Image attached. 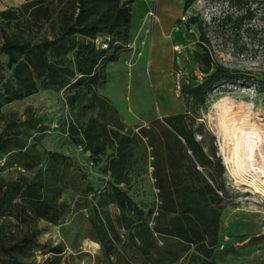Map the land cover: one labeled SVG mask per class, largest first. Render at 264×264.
<instances>
[{"label": "trees", "instance_id": "16d2710c", "mask_svg": "<svg viewBox=\"0 0 264 264\" xmlns=\"http://www.w3.org/2000/svg\"><path fill=\"white\" fill-rule=\"evenodd\" d=\"M134 1L24 0L19 7L0 12V20L18 30L13 36H3L0 43L5 67L12 74V80L0 83V108L40 89H65L66 104L73 112L68 135L90 151L93 163L104 160L102 171L110 177L105 188L94 191L92 186H84L83 173L67 174L68 158L63 154L39 152L19 137L20 132H3L0 157L6 156V163L11 161L35 174L31 179L20 175L10 181L0 177V221L10 218L29 227L50 216L60 218L65 207L60 196L65 185H70L85 199L89 194L96 199L93 227L105 251L110 253L115 243H121L138 253L137 264H216L223 198L197 169V164L202 167L209 158L186 129L185 113L163 118L184 145L174 138L178 147L167 146L152 160L159 200L156 209L145 212L123 188L130 181L133 152L147 134L143 128L137 133L127 128L98 89L106 83V65L116 61L129 42ZM194 1L184 0L183 10ZM236 2L246 5L237 17L239 23L254 17L255 10L242 0ZM190 19L192 24L197 22L195 17ZM102 36L110 37L105 48L98 44ZM197 57L207 77L196 87L182 85L180 91L200 95L203 100L205 88L227 73L219 65L211 71L214 64L207 50ZM26 125L34 128L30 122ZM43 156L45 168L41 165ZM216 163L220 168L219 158ZM109 207L116 212L111 213ZM119 229L124 231L125 239L120 237ZM34 246L35 233L31 229L16 236L5 233L0 223V264H28L25 261L33 257ZM51 252L53 256L42 264H60L61 248L54 247Z\"/></svg>", "mask_w": 264, "mask_h": 264}, {"label": "rangeland", "instance_id": "374dc122", "mask_svg": "<svg viewBox=\"0 0 264 264\" xmlns=\"http://www.w3.org/2000/svg\"><path fill=\"white\" fill-rule=\"evenodd\" d=\"M179 1L136 0L131 4L129 42L119 52L117 60L106 65V83L98 89L110 100L127 128L134 133L143 128L147 134L133 152L130 181L123 188L145 212L150 208L156 209L159 200L152 177V160L167 146L176 149L178 144L174 138L184 145L163 118L185 113L186 129L209 158L204 166L197 164V169L220 190L223 198L216 264H264V197L244 191L235 183L230 167L224 163L220 149L222 139L215 127V104L224 97L236 104L250 105L264 124V1L242 0L255 10L254 17L242 23L237 21V17L246 5L238 4L236 0H195L182 13L178 9ZM23 2L0 0V12L17 8ZM135 6L141 9L139 13L134 10ZM185 12L190 18L195 17L197 22L192 24L189 18L176 29L178 19L175 18ZM172 29L173 36L180 34L183 37L181 42L173 43V46L179 44L178 51L170 46L175 40L169 36ZM17 32L0 20V43L3 36H13ZM203 33L204 39L201 38ZM203 49L208 51L213 61L211 71L219 65L227 74L206 87L204 99L200 100V95L176 89L175 72L182 69L190 79L189 84L198 86L207 77L197 57ZM5 61L0 54V83L12 80ZM66 95L65 89H40L20 100L3 104L0 108V134L18 131L19 137L28 146L34 145L39 152L63 154L68 158V175L81 172L84 174V186H92L94 191L103 189L110 179L102 171L105 161L93 163L85 148L74 143L67 133L73 112L66 104ZM29 122L34 128L26 125ZM187 156L194 161L190 151H187ZM44 159L45 156L41 160L43 168L46 164ZM1 167L3 181L16 180L20 175L31 179L35 174L34 171H23L11 161ZM60 200L65 207L62 216L56 220L50 216L29 227H22L10 218L6 222L0 221L7 234L18 236L30 229L35 233L33 257L26 263L42 264L53 256L51 250L57 246L62 250L60 264L138 263V253L121 243H115L110 253L103 249L93 227L96 199H91V194L85 199L70 185H65ZM108 210L116 212L113 207ZM118 233L125 239L122 229Z\"/></svg>", "mask_w": 264, "mask_h": 264}, {"label": "bare ground", "instance_id": "6f19581e", "mask_svg": "<svg viewBox=\"0 0 264 264\" xmlns=\"http://www.w3.org/2000/svg\"><path fill=\"white\" fill-rule=\"evenodd\" d=\"M136 7V6H135ZM134 10L139 13L137 6ZM218 135L223 160L235 183L252 194L264 197V124L252 107L224 97L216 104Z\"/></svg>", "mask_w": 264, "mask_h": 264}, {"label": "built area", "instance_id": "2783aa9c", "mask_svg": "<svg viewBox=\"0 0 264 264\" xmlns=\"http://www.w3.org/2000/svg\"><path fill=\"white\" fill-rule=\"evenodd\" d=\"M190 18V15L188 12L183 13L177 20L176 29H179L183 24H185L188 19ZM110 41L109 36H102V38L98 41V44L100 47L105 48L107 47L108 42ZM173 49L175 51H178L180 49L179 44H175L173 46ZM175 78H176V89L181 90L182 85H187L190 83L189 77L186 75V73L182 69H177L175 72ZM6 162V156L0 157V166H3ZM219 195H222L220 191H217Z\"/></svg>", "mask_w": 264, "mask_h": 264}, {"label": "crops", "instance_id": "0c3cea01", "mask_svg": "<svg viewBox=\"0 0 264 264\" xmlns=\"http://www.w3.org/2000/svg\"><path fill=\"white\" fill-rule=\"evenodd\" d=\"M183 8H184V0H180L179 1L178 9L180 10L181 13L184 12ZM178 18H179V16H178ZM178 18L176 17L175 20H177ZM174 24H175V21L173 23V27H174ZM173 35H174V33H173V29H172V31L170 32V35L169 36H173ZM173 39H175V40L171 43V45H170L171 48L173 46V43H176L175 41H180L181 42V40L183 39V37L180 34H178V35L175 34V36H173Z\"/></svg>", "mask_w": 264, "mask_h": 264}, {"label": "water", "instance_id": "95a60500", "mask_svg": "<svg viewBox=\"0 0 264 264\" xmlns=\"http://www.w3.org/2000/svg\"><path fill=\"white\" fill-rule=\"evenodd\" d=\"M86 155H88V156H89V155H90V151H86Z\"/></svg>", "mask_w": 264, "mask_h": 264}]
</instances>
